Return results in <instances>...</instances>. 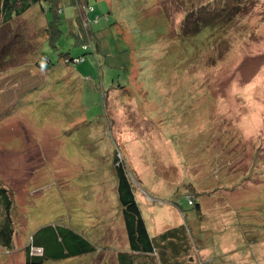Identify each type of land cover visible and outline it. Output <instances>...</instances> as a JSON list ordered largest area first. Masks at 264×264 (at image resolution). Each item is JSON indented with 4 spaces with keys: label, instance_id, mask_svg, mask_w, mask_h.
Wrapping results in <instances>:
<instances>
[{
    "label": "rangeland",
    "instance_id": "obj_1",
    "mask_svg": "<svg viewBox=\"0 0 264 264\" xmlns=\"http://www.w3.org/2000/svg\"><path fill=\"white\" fill-rule=\"evenodd\" d=\"M243 1L65 0L52 44H37L28 16L0 29V185L14 230L0 264H24L49 225L93 232L99 252L82 264H115L126 248L115 151L152 237L181 226L212 236L209 264H264V0ZM77 2L97 19L87 52L67 21ZM191 9L216 27L193 35ZM67 53L83 61L65 65Z\"/></svg>",
    "mask_w": 264,
    "mask_h": 264
},
{
    "label": "trees",
    "instance_id": "obj_2",
    "mask_svg": "<svg viewBox=\"0 0 264 264\" xmlns=\"http://www.w3.org/2000/svg\"><path fill=\"white\" fill-rule=\"evenodd\" d=\"M0 0V29L8 36L14 31L13 21L24 16H28L34 20V35L39 37V41L46 40L50 44L59 38L60 30L57 27V19L64 13L65 0ZM221 7L218 9L224 11L228 4L233 3L232 11H238L241 5L248 6L243 0H218ZM224 3L227 5L224 7ZM77 13L74 17L67 19L69 25L76 20V25L81 35V41L78 46L83 52H87L91 46L93 33L89 31V25L96 23L95 20H88L83 17L81 13L83 8L78 5ZM74 5V3H72ZM89 8V7H88ZM87 8V11H88ZM93 9L90 7L88 12ZM208 11V10H207ZM206 11V12H207ZM213 11V9H212ZM231 11V9L229 10ZM83 12V11H82ZM231 15L234 13L228 14ZM49 16V19L47 18ZM199 13L191 9L185 14L184 19L188 24L193 35L198 33L201 27H213L218 20L215 17H208L207 19L200 18ZM229 17V16H228ZM198 18V19H197ZM215 18V19H214ZM200 19V20H199ZM40 24V25H38ZM72 26V25H71ZM3 33V34H4ZM187 35V34H185ZM191 35V34H190ZM13 38L4 45L3 48L12 43ZM2 42V40H0ZM35 49V48H34ZM33 49V50H34ZM33 54V51L29 54ZM86 54V53H85ZM10 57L9 52L4 53L1 51L0 59L2 60ZM39 60L35 62V66L40 63ZM65 65L75 66L83 61V57L70 58V53L65 55L63 59ZM32 67V66H31ZM112 172L116 179L115 193L118 201L119 214L121 213L123 228L125 232L126 248L115 254V264H199L207 263L199 256H210V242L209 235L202 236L201 238L194 239L195 237L188 238L186 228L178 227L176 229H169L159 236L152 237L147 229L145 220L143 219L141 210L136 201V189L131 182L129 170L125 168L123 162L117 158V151L114 152L112 158ZM187 196L188 205H194L192 193ZM200 204H196L197 212H200ZM12 201L8 189L0 185V247L9 250L13 246L14 230L13 220L11 216ZM87 229V228H85ZM84 229L83 233L75 231L70 228L61 227L58 225H49L38 229L34 234L29 237V241L25 247L24 264H44L47 261H65L73 258L79 261V264L84 263L91 256H96L99 252L98 245L94 240L93 232ZM189 240L193 243L198 241L202 244L201 251L195 248V257H193L189 249ZM239 241V239H237ZM190 241V242H191ZM230 241V240H229ZM235 243L236 240H231L230 243ZM223 242L221 241V244ZM38 250L36 253L35 251ZM116 251V250H115ZM189 257L190 260H180V258Z\"/></svg>",
    "mask_w": 264,
    "mask_h": 264
},
{
    "label": "crops",
    "instance_id": "obj_3",
    "mask_svg": "<svg viewBox=\"0 0 264 264\" xmlns=\"http://www.w3.org/2000/svg\"><path fill=\"white\" fill-rule=\"evenodd\" d=\"M203 205H204V201H202V205H201V208H200V210H202L203 211ZM199 257H201L203 260H207L208 258H207V256L206 255H203V256H199ZM210 262H208L207 264H209ZM213 264H218V263H213Z\"/></svg>",
    "mask_w": 264,
    "mask_h": 264
},
{
    "label": "built area",
    "instance_id": "obj_4",
    "mask_svg": "<svg viewBox=\"0 0 264 264\" xmlns=\"http://www.w3.org/2000/svg\"><path fill=\"white\" fill-rule=\"evenodd\" d=\"M36 253L38 252V250L35 251Z\"/></svg>",
    "mask_w": 264,
    "mask_h": 264
}]
</instances>
